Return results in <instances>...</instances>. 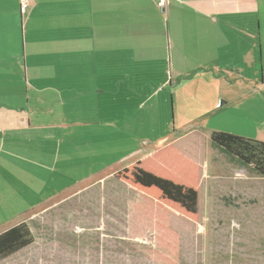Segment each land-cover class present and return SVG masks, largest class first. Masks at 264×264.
<instances>
[{"label": "crops", "instance_id": "crops-1", "mask_svg": "<svg viewBox=\"0 0 264 264\" xmlns=\"http://www.w3.org/2000/svg\"><path fill=\"white\" fill-rule=\"evenodd\" d=\"M181 102L200 115L179 122ZM215 131L264 142V0H0V234L34 236L10 259L42 239L50 261L101 246L114 264L144 238L143 198L115 175L168 145L197 159L179 140Z\"/></svg>", "mask_w": 264, "mask_h": 264}, {"label": "rangeland", "instance_id": "rangeland-1", "mask_svg": "<svg viewBox=\"0 0 264 264\" xmlns=\"http://www.w3.org/2000/svg\"><path fill=\"white\" fill-rule=\"evenodd\" d=\"M169 103L171 109L173 105V114L169 109L164 129L168 128L169 133H174V104L171 99ZM181 105L184 110L181 111L179 122L195 119L200 115L197 107L190 104L188 107L182 102ZM204 123L210 126L215 120L211 122L204 119ZM170 136L162 141V145L172 140ZM195 137L186 136L179 140L178 146L193 157L196 153L198 158L194 157L191 161L201 169L200 210L196 222H190L171 210L158 209L150 200H146L144 204L143 200V206L137 214L142 219L139 220L141 223L137 228L131 229L129 236L140 232L144 234V238H141L140 243L112 246L115 250V262L203 264L207 261L212 264L233 251L244 262L254 259L259 264H264V177L252 166L217 147L213 148L215 146L205 135L199 139ZM178 151L182 152L180 149ZM136 221L138 220H134ZM38 235L42 237L41 232ZM41 241L42 239L38 240V244L29 249L25 257L21 258L22 254L18 256L19 260L9 257V260H0V264H66L60 260L50 261L51 255L41 251ZM105 248L97 247L100 258L98 263L93 253L85 251L78 256L83 259L78 264H107L105 258L102 259V250ZM122 256H126L125 261L119 262ZM55 257L60 258L59 255ZM71 264L77 262L73 261Z\"/></svg>", "mask_w": 264, "mask_h": 264}, {"label": "trees", "instance_id": "trees-1", "mask_svg": "<svg viewBox=\"0 0 264 264\" xmlns=\"http://www.w3.org/2000/svg\"><path fill=\"white\" fill-rule=\"evenodd\" d=\"M212 144L236 157L264 177V142L215 131ZM115 178L140 192L156 208L167 209L190 222L199 210V166L168 145L147 158L119 171ZM143 206V204H141ZM34 243L26 223L0 234V260L7 259Z\"/></svg>", "mask_w": 264, "mask_h": 264}, {"label": "built area", "instance_id": "built-area-1", "mask_svg": "<svg viewBox=\"0 0 264 264\" xmlns=\"http://www.w3.org/2000/svg\"><path fill=\"white\" fill-rule=\"evenodd\" d=\"M158 7L165 8L167 0H154ZM31 6V0H20V13L25 15Z\"/></svg>", "mask_w": 264, "mask_h": 264}]
</instances>
